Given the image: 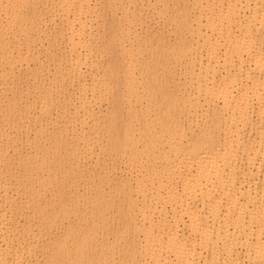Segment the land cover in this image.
Listing matches in <instances>:
<instances>
[{"label": "bare ground", "instance_id": "6f19581e", "mask_svg": "<svg viewBox=\"0 0 264 264\" xmlns=\"http://www.w3.org/2000/svg\"><path fill=\"white\" fill-rule=\"evenodd\" d=\"M0 264H264V0H0Z\"/></svg>", "mask_w": 264, "mask_h": 264}, {"label": "rangeland", "instance_id": "374dc122", "mask_svg": "<svg viewBox=\"0 0 264 264\" xmlns=\"http://www.w3.org/2000/svg\"><path fill=\"white\" fill-rule=\"evenodd\" d=\"M155 27H157V26H155Z\"/></svg>", "mask_w": 264, "mask_h": 264}]
</instances>
